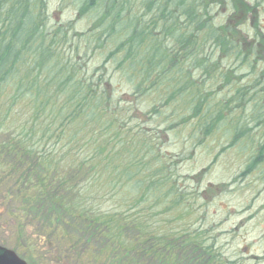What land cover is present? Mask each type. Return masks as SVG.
I'll list each match as a JSON object with an SVG mask.
<instances>
[{
	"label": "trees",
	"instance_id": "obj_1",
	"mask_svg": "<svg viewBox=\"0 0 264 264\" xmlns=\"http://www.w3.org/2000/svg\"><path fill=\"white\" fill-rule=\"evenodd\" d=\"M49 1L0 0V230L12 220L28 243L40 240L29 254L38 264H237L197 229L159 224L184 198L147 159L158 158L161 137L131 129L135 108L116 99L108 66L86 69L82 58L97 51L114 61L132 97L163 88L161 106L194 100L196 118L208 99L189 69L205 65L208 41L238 47L235 29L210 28L205 0H59L89 20L80 50L73 20L52 23ZM112 191L129 207H95L92 195Z\"/></svg>",
	"mask_w": 264,
	"mask_h": 264
},
{
	"label": "rangeland",
	"instance_id": "obj_2",
	"mask_svg": "<svg viewBox=\"0 0 264 264\" xmlns=\"http://www.w3.org/2000/svg\"><path fill=\"white\" fill-rule=\"evenodd\" d=\"M205 4L204 17L210 28H234L238 47L223 52L208 41L202 45V54L208 56L205 65L189 69L208 99L201 117H190L194 100L178 97L161 106L167 95L163 88L139 98L127 94L132 88L127 74L103 53L83 55V66L92 69L106 64L116 99L122 106L135 108L130 123L133 128L125 125L142 127L161 137L156 142L159 153H154L158 158L147 159L172 176L184 198L178 209L157 217L159 224L179 232L197 229L216 246V252L237 264H264V0H205ZM49 10L52 23L73 20L71 34L79 49L85 50L82 32L89 29L88 18H79L72 6L62 7L59 0H50ZM182 20L187 22L186 15ZM203 36L202 32L200 41ZM158 106L161 112L156 114L153 108ZM220 113L226 117L214 125ZM211 115L215 116L212 122ZM20 121L16 115L7 128L15 133ZM207 127L208 133L204 132ZM116 198L113 191L91 196L95 207L126 209V201ZM11 222L0 230V245L14 249L29 264H38L29 254L39 252L31 245L41 241L28 243ZM191 257L198 261L199 251Z\"/></svg>",
	"mask_w": 264,
	"mask_h": 264
},
{
	"label": "water",
	"instance_id": "obj_3",
	"mask_svg": "<svg viewBox=\"0 0 264 264\" xmlns=\"http://www.w3.org/2000/svg\"><path fill=\"white\" fill-rule=\"evenodd\" d=\"M0 264H28L13 249L0 245Z\"/></svg>",
	"mask_w": 264,
	"mask_h": 264
}]
</instances>
